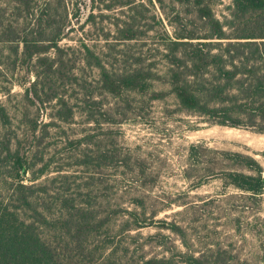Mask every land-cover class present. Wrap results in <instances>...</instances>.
<instances>
[{
  "label": "trees",
  "instance_id": "obj_1",
  "mask_svg": "<svg viewBox=\"0 0 264 264\" xmlns=\"http://www.w3.org/2000/svg\"><path fill=\"white\" fill-rule=\"evenodd\" d=\"M116 1L129 9L124 25H118L120 32H146L154 30L156 23L164 27L163 32H174L167 34L164 44L165 75L184 109L214 124L264 132V0H232L226 23L216 15L212 0ZM148 4L157 5L164 16L149 15ZM66 22L67 15L58 14L52 0H0V44L5 58L0 60V93L11 99L17 72L35 59L34 69H28L34 78L25 87L24 97L33 103L46 101L41 95L66 50L60 45L66 37ZM225 25L243 33L229 37ZM50 49L55 50V58L46 55ZM88 53L95 59L90 63L98 69V83L107 94L120 97L127 91H153L152 98L161 97L162 92L152 89L161 75L152 68L138 65L127 72L116 70L95 52ZM50 97H58L56 113L43 123L11 110L0 98V264H78L71 258L76 251L98 257L93 264H233L236 255L223 248L195 252L178 223L165 225L180 238L183 248L174 245L171 255H148L142 243L131 252L124 236L150 225L156 214L149 218L144 196L124 184L136 182L146 172L113 137L114 129L104 127L106 121L113 122L112 116L101 121L85 109L91 125L71 135L68 129L75 109L59 94ZM52 126L58 127L54 133ZM50 135L55 150L46 160L43 145ZM222 153L244 168L223 171L224 183L245 195L243 205L248 209L263 202V165L249 154ZM57 159L56 174L47 176ZM112 170L120 172L110 178ZM57 180L61 188L49 185ZM127 197L134 204L131 209ZM120 214L127 217H122V226L109 238L110 222ZM166 243L164 235L157 240L159 246Z\"/></svg>",
  "mask_w": 264,
  "mask_h": 264
},
{
  "label": "rangeland",
  "instance_id": "obj_2",
  "mask_svg": "<svg viewBox=\"0 0 264 264\" xmlns=\"http://www.w3.org/2000/svg\"><path fill=\"white\" fill-rule=\"evenodd\" d=\"M52 3L58 14L67 15L68 28L66 37L60 41L66 50L58 62L59 70L47 80L41 95L46 101L33 103L24 97L25 87L34 78V72L28 69H34L35 59L17 72L12 98L3 92L0 98L11 110L37 117L43 123L56 113L58 97L50 95L59 94L76 112L68 129L71 135H78L91 125L86 122L85 109L101 121L106 115L112 116L113 122L106 121L104 127L114 129L113 137L129 149L146 172L136 182L124 185L144 196L149 218L156 214L155 221H147L150 225L124 236L123 241L131 252L142 243L148 255H171L174 245L183 248L180 238L165 225L178 223L187 231L195 252L219 247L236 255L233 264H263L264 194L263 202L253 208L243 205L245 195L224 183L223 171L244 168L222 152L252 155L264 167V132L214 124L179 104L167 81L163 56L167 34L174 32H163L164 27L158 23L154 30L146 32H120L118 25H124L129 9L116 0H52ZM212 4L216 15L226 23L231 18L232 0H212ZM148 7L149 15L164 16L157 5L153 8L148 4ZM169 10L171 14L174 12L171 6ZM225 27L229 37L243 33L237 27ZM2 48L0 44V60L5 59ZM87 49L116 70L127 72L138 65L152 68L161 75L152 87L162 92L161 97L152 98L153 91H127L120 97L107 94L98 83L99 71L90 63L95 59ZM46 55L52 59L57 54L50 49ZM57 130L56 126L50 128L51 133ZM53 143L51 135L44 142L46 160L55 150ZM59 160L52 163L47 176L56 174L54 166ZM119 172L109 171L110 178ZM49 185L61 188L62 182L57 180ZM125 202L130 209L134 207L129 197ZM124 216L127 217L116 215L110 222L113 229L108 231L109 238L122 226ZM151 235L154 237L148 239ZM163 235L167 242L164 247L157 244ZM71 258L78 264H93L98 257L76 251Z\"/></svg>",
  "mask_w": 264,
  "mask_h": 264
}]
</instances>
